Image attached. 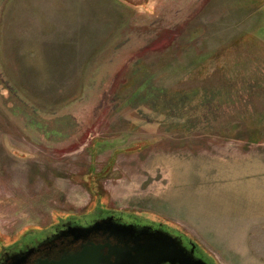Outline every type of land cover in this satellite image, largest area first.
Masks as SVG:
<instances>
[{
  "label": "rangeland",
  "instance_id": "obj_1",
  "mask_svg": "<svg viewBox=\"0 0 264 264\" xmlns=\"http://www.w3.org/2000/svg\"><path fill=\"white\" fill-rule=\"evenodd\" d=\"M56 1L0 0V243L108 208L264 264V0Z\"/></svg>",
  "mask_w": 264,
  "mask_h": 264
},
{
  "label": "flooded vegetation",
  "instance_id": "obj_2",
  "mask_svg": "<svg viewBox=\"0 0 264 264\" xmlns=\"http://www.w3.org/2000/svg\"><path fill=\"white\" fill-rule=\"evenodd\" d=\"M121 1L125 4L137 1L139 7L144 9L155 0ZM60 218L46 230H29L20 240L9 239L8 242H1L0 264H40L46 260L56 261L65 255L77 254L87 247L100 249V254L105 259L101 264H130L131 261H138V252L151 248L150 243L161 236L176 240L185 249L184 260L180 259L175 264H184L185 260H191V264H198L199 261L205 264L218 263L188 234L165 223L141 222L108 208L95 210L92 214ZM153 263L151 259L143 256L142 261L137 264Z\"/></svg>",
  "mask_w": 264,
  "mask_h": 264
},
{
  "label": "water",
  "instance_id": "obj_3",
  "mask_svg": "<svg viewBox=\"0 0 264 264\" xmlns=\"http://www.w3.org/2000/svg\"><path fill=\"white\" fill-rule=\"evenodd\" d=\"M151 248L138 252L140 255L137 258L138 261L132 262L130 264H137L142 261L143 256L145 258L151 259L153 264H162V263H173L183 259L185 257V249H183L179 242L174 239L165 238L163 236L158 237L156 241L150 243ZM150 256V257H147ZM142 257V258H141ZM131 260V257L129 258ZM184 260V259H183ZM186 261V262H185ZM184 264H191V260H185ZM105 259L100 254V249L95 247L84 248L81 252L73 255H65L60 260L56 261H43L40 264H101L104 263ZM198 264H205L202 261H199Z\"/></svg>",
  "mask_w": 264,
  "mask_h": 264
},
{
  "label": "crops",
  "instance_id": "obj_4",
  "mask_svg": "<svg viewBox=\"0 0 264 264\" xmlns=\"http://www.w3.org/2000/svg\"><path fill=\"white\" fill-rule=\"evenodd\" d=\"M51 1H52V0H51ZM57 1H58V2H57ZM57 1H56V4H55V5H58L59 0H57ZM38 2H39V0H37V3H38ZM80 2H81V0H80ZM55 11H56V12H61V8H59L58 6H56V7H55ZM234 250H235V248H234ZM235 251H236V250H235Z\"/></svg>",
  "mask_w": 264,
  "mask_h": 264
},
{
  "label": "trees",
  "instance_id": "obj_5",
  "mask_svg": "<svg viewBox=\"0 0 264 264\" xmlns=\"http://www.w3.org/2000/svg\"><path fill=\"white\" fill-rule=\"evenodd\" d=\"M92 177H94V178H93V182H94V181L96 180V177L92 175V176H91V180H92ZM91 182H92V181H91ZM91 184H93V183H91ZM92 186H93V185H92Z\"/></svg>",
  "mask_w": 264,
  "mask_h": 264
}]
</instances>
